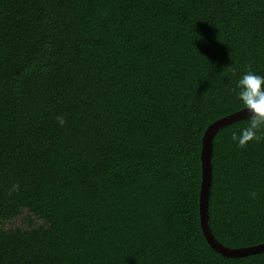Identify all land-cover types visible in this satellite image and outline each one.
<instances>
[{"label": "trees", "instance_id": "trees-1", "mask_svg": "<svg viewBox=\"0 0 264 264\" xmlns=\"http://www.w3.org/2000/svg\"><path fill=\"white\" fill-rule=\"evenodd\" d=\"M247 71L264 0H0V264H264L199 218L202 137L245 109ZM250 120L212 139L228 248L264 243V126L233 139Z\"/></svg>", "mask_w": 264, "mask_h": 264}, {"label": "water", "instance_id": "water-1", "mask_svg": "<svg viewBox=\"0 0 264 264\" xmlns=\"http://www.w3.org/2000/svg\"><path fill=\"white\" fill-rule=\"evenodd\" d=\"M249 116H251V113L247 108H245L231 115L223 117L219 120H216L207 127L202 137V146H201V154H200L202 169H201V184L199 190L200 225L203 235L207 243L211 246V248H213L216 252L224 256H230V257H239L251 253L262 252L264 251V243L247 248H228L218 243V241L212 235L208 223V197H209V189L211 184L212 139L215 133L223 126Z\"/></svg>", "mask_w": 264, "mask_h": 264}, {"label": "clouds", "instance_id": "clouds-1", "mask_svg": "<svg viewBox=\"0 0 264 264\" xmlns=\"http://www.w3.org/2000/svg\"><path fill=\"white\" fill-rule=\"evenodd\" d=\"M236 89L241 105L251 113L250 124L241 128L238 136L236 134L233 136V139L239 140L243 145L253 138H258L256 132L264 126V75L247 71L236 81ZM57 119L61 126L65 123L63 117ZM13 187L18 188L15 185Z\"/></svg>", "mask_w": 264, "mask_h": 264}]
</instances>
